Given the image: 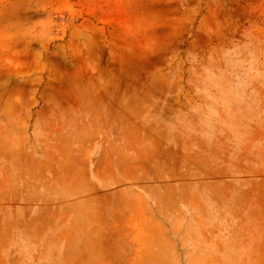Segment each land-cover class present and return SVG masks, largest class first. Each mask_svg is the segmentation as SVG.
<instances>
[{
	"label": "rangeland",
	"instance_id": "374dc122",
	"mask_svg": "<svg viewBox=\"0 0 264 264\" xmlns=\"http://www.w3.org/2000/svg\"><path fill=\"white\" fill-rule=\"evenodd\" d=\"M136 130L162 194L253 198L193 264H264V0H0V264L105 261L45 243L36 152Z\"/></svg>",
	"mask_w": 264,
	"mask_h": 264
},
{
	"label": "crops",
	"instance_id": "0c3cea01",
	"mask_svg": "<svg viewBox=\"0 0 264 264\" xmlns=\"http://www.w3.org/2000/svg\"><path fill=\"white\" fill-rule=\"evenodd\" d=\"M36 153L42 184L51 187L35 210L45 243L106 259L94 264H193L198 250H219L201 244L207 237L198 242V234L223 233L229 218L255 216L252 197L236 190L225 197L213 183L204 194L192 183L166 194L149 184L144 130L110 136L107 146L86 149L77 141Z\"/></svg>",
	"mask_w": 264,
	"mask_h": 264
}]
</instances>
